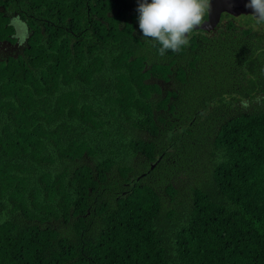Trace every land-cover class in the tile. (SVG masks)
<instances>
[{
  "label": "trees",
  "instance_id": "1",
  "mask_svg": "<svg viewBox=\"0 0 264 264\" xmlns=\"http://www.w3.org/2000/svg\"><path fill=\"white\" fill-rule=\"evenodd\" d=\"M138 6L0 0V264H264V25Z\"/></svg>",
  "mask_w": 264,
  "mask_h": 264
},
{
  "label": "clouds",
  "instance_id": "2",
  "mask_svg": "<svg viewBox=\"0 0 264 264\" xmlns=\"http://www.w3.org/2000/svg\"><path fill=\"white\" fill-rule=\"evenodd\" d=\"M249 15L256 25H264V0H249ZM211 0H139V28L144 39L159 45L161 56L169 50L178 52L189 44L190 34L206 22Z\"/></svg>",
  "mask_w": 264,
  "mask_h": 264
},
{
  "label": "water",
  "instance_id": "3",
  "mask_svg": "<svg viewBox=\"0 0 264 264\" xmlns=\"http://www.w3.org/2000/svg\"><path fill=\"white\" fill-rule=\"evenodd\" d=\"M249 0H211V10L206 22L198 28L205 30L214 29L220 22L223 13L238 17L241 14H252V9L247 7Z\"/></svg>",
  "mask_w": 264,
  "mask_h": 264
},
{
  "label": "rangeland",
  "instance_id": "4",
  "mask_svg": "<svg viewBox=\"0 0 264 264\" xmlns=\"http://www.w3.org/2000/svg\"><path fill=\"white\" fill-rule=\"evenodd\" d=\"M16 25H17V27H19L20 32H23V31H24V29L22 28L23 25H22L21 23H18V22H17Z\"/></svg>",
  "mask_w": 264,
  "mask_h": 264
}]
</instances>
